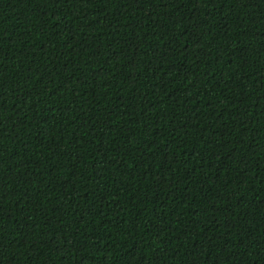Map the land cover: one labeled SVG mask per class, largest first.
<instances>
[{"label": "trees", "instance_id": "16d2710c", "mask_svg": "<svg viewBox=\"0 0 264 264\" xmlns=\"http://www.w3.org/2000/svg\"><path fill=\"white\" fill-rule=\"evenodd\" d=\"M0 264H264V0H0Z\"/></svg>", "mask_w": 264, "mask_h": 264}]
</instances>
